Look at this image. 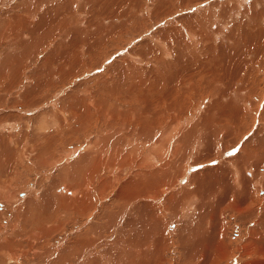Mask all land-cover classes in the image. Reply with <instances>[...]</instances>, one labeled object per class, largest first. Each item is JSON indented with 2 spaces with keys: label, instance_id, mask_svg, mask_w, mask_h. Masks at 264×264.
I'll return each instance as SVG.
<instances>
[{
  "label": "rangeland",
  "instance_id": "obj_1",
  "mask_svg": "<svg viewBox=\"0 0 264 264\" xmlns=\"http://www.w3.org/2000/svg\"><path fill=\"white\" fill-rule=\"evenodd\" d=\"M228 245L264 247V0H0V264Z\"/></svg>",
  "mask_w": 264,
  "mask_h": 264
},
{
  "label": "bare ground",
  "instance_id": "obj_2",
  "mask_svg": "<svg viewBox=\"0 0 264 264\" xmlns=\"http://www.w3.org/2000/svg\"><path fill=\"white\" fill-rule=\"evenodd\" d=\"M91 116V115H90ZM111 122V121H110ZM109 123V122H108ZM194 145V144H193ZM244 151V150H243ZM65 157V156H64ZM221 157V156H220ZM261 157V156H260ZM248 163V162H247ZM230 168H231V173H233L234 175H235V179L238 177V176H240V170L238 171V169H237V165H236V162H234V163H232V161L230 162ZM95 166H96V164H95ZM98 167V166H97ZM257 167H258V165H257ZM93 168H94V166H93ZM168 168V167H167ZM92 169V168H91ZM91 169H90V171H91ZM190 169V168H189ZM221 170V169H220ZM223 170V169H222ZM93 171H91V173H89L88 171H86V173H89L88 174V176L89 175H91V174H93L92 173ZM85 173V174H86ZM246 174L247 175H250V177H251V173L249 172V171H247L246 172ZM93 177H94V175H93ZM253 177V176H252ZM141 178V177H140ZM88 179V178H87ZM92 179V178H91ZM90 180V179H89ZM238 181V180H237ZM237 181L235 182V185L236 186H239V183H237ZM106 182V181H105ZM85 184V183H84ZM83 184V185H84ZM100 185V184H99ZM85 186V185H84ZM103 186H104V182H103ZM162 186V185H161ZM83 187V186H82ZM81 187V188H82ZM67 188V187H66ZM64 186L62 187V188H60V192L62 193V194H60V195H64L65 196V194H68L70 191H69V188H68V190L66 189ZM86 188V187H85ZM85 188H84V190H85ZM136 188V187H135ZM138 188V187H137ZM87 189V188H86ZM90 189V188H89ZM173 190V189H172ZM81 191H83V189L81 190ZM81 191H80V193H81ZM89 191V190H88ZM91 191V190H90ZM89 191V192H90ZM102 191V190H101ZM71 192H72V190H71ZM73 192H74V190H73ZM72 192V193H73ZM85 192V191H84ZM83 192V193H84ZM87 192V191H86ZM88 192V193H89ZM180 192V191H179ZM206 192V191H205ZM88 193H86V195L88 194ZM99 193H101V192H99ZM70 194V193H69ZM79 194V192L76 194V195H78ZM133 194V193H132ZM135 194V193H134ZM137 194V193H136ZM178 194V193H177ZM208 194V193H207ZM227 194V193H226ZM230 194V193H229ZM73 195H74V193H73ZM89 195V194H88ZM170 195V197L171 196H174V195H172L171 193L169 194ZM63 196V198H66V197H64ZM69 196V195H68ZM67 196V197H68ZM71 196V195H70ZM73 197V196H72ZM80 197H81V194H80ZM85 196H82V198H84ZM135 197V196H134ZM148 197V196H147ZM230 197V196H229ZM238 197V196H237ZM75 198H77V196H75ZM81 198V199H82ZM222 198H223V196H222ZM222 198H220V199H222ZM72 199V198H71ZM70 199V200H71ZM74 199V198H73ZM87 199H88V197H87ZM237 199V198H236ZM239 199V198H238ZM241 199V198H240ZM240 199L238 200V201H240ZM78 201H80V200H78ZM82 201H84L85 202V200H83L82 199ZM82 201H80V202H82ZM68 202V201H67ZM72 202V201H71ZM77 202V201H76ZM75 202V203H76ZM83 202V203H84ZM241 202H243L242 201V199H241ZM66 203V202H65ZM74 203V204H75ZM157 203V202H156ZM221 203V202H220ZM68 204H69V202H68ZM73 203H72V205H74ZM147 206L145 207L146 209V212H151L152 210H153V208H151L150 207V205L148 204V203H145ZM79 205V204H78ZM84 205H85V203H84ZM67 207V206H66ZM70 207V206H69ZM233 207V206H232ZM237 208V207H236ZM66 209V208H65ZM69 209V208H68ZM238 209H239V207H238ZM233 210H235L234 208H233ZM129 212V211H128ZM145 212V211H144ZM154 213V212H153ZM144 214V213H143ZM146 214V213H145ZM209 219V218H208ZM219 219V218H218ZM208 221H206L204 224H206ZM145 223H147V222H145ZM89 228H90V226H89ZM92 228V227H91ZM212 232V231H211ZM79 241V240H78ZM230 244V243H229ZM208 245V244H207ZM221 245V244H220ZM239 248L240 249H242L243 247H229V245H228V247H200V250H201V254L199 255V256H197V257H195L194 256V253H193V251L191 250V252H189V254H186L187 256H189V257H195V259L197 260L196 262H197V264L199 263V264H219V260H220V263L224 260V259H226V263L228 262V260H227V258L228 257H231V256H235L236 254H238L237 252L239 251ZM83 249V248H82ZM88 250L89 251V249L86 247L84 250ZM152 249H154L155 250V252H152L151 250ZM84 251V256L85 255H89V252L88 251ZM184 250V249H183ZM182 250V251H183ZM187 250V249H186ZM213 250L215 251L214 253H213ZM254 250H256V251H254ZM137 254H140V255H142V256H145L146 257V259L147 260H153V261H155V259H156V261L158 260V262L156 263V264H166L167 262H168V259L169 258H164V256L162 257V255H165L167 252H168V250H166V247H160V248H158V247H136L135 248V250H134ZM246 251H248L247 249H246ZM241 252V251H240ZM242 252H245V250L244 251H242ZM83 253V252H82ZM156 253H157V256H156ZM180 253V252H179ZM179 253H177V256H178V254ZM51 254V253H50ZM49 254V255H50ZM47 255V254H46ZM81 255H83V254H81ZM244 255H249V256H253L252 257V259H254V260H251V261H248V262H246V263H243V264H264V247H254V248H251V250H249L248 252H245V253H243L242 255H241V257L243 258V256ZM239 256V255H238ZM42 257H44V256H42ZM98 258H99V260H100V256H97ZM96 256H90V261L93 263V264H96V262H97V260H98V258H97ZM181 257H182V255H181ZM256 259H255V258ZM80 258V257H79ZM173 258H174V256H173ZM180 259V258H179ZM178 259V260H179ZM182 259V258H181ZM251 258H249V260H250ZM75 260H77L78 261V257L75 259ZM80 260V259H79ZM108 260V259H107ZM142 260H144L143 258H141V260L140 261H142ZM190 260V259H189ZM187 261V264H192L190 261L192 260L193 261V258H191V260L190 261ZM139 261V264H142L141 262ZM176 262V261H175ZM178 262V261H177ZM180 262V261H179ZM179 262H178V264H179ZM182 262V261H181ZM224 262V261H223ZM237 262V261H236ZM185 263V262H184ZM234 263V262H233ZM237 263H239V262H237ZM172 264V263H171ZM176 264V263H175ZM186 264V263H185ZM196 264V263H195ZM229 264H231V263H229Z\"/></svg>",
  "mask_w": 264,
  "mask_h": 264
}]
</instances>
